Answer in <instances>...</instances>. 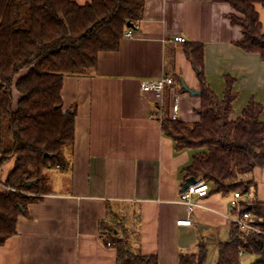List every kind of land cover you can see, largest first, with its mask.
<instances>
[{"label":"crops","instance_id":"0c3cea01","mask_svg":"<svg viewBox=\"0 0 264 264\" xmlns=\"http://www.w3.org/2000/svg\"><path fill=\"white\" fill-rule=\"evenodd\" d=\"M230 12L229 4L214 0H145L132 37L102 52L91 74L65 76L64 108L77 110L68 166L48 171L51 191L19 216L16 234L0 246V264H118L112 237L123 239L132 255L157 257L159 264H180L186 254L199 264H218L222 249L236 264L250 263L230 219L232 193L195 195L192 223L178 224L189 217L180 195L198 150L175 148L162 129L159 98L142 89L143 81L177 77L171 107L177 103V117L185 121L199 120L201 96L182 90L183 81L200 87L195 64L175 40L184 36L204 45L206 79L219 96L226 76L234 77L231 117L251 98L264 106V61L237 44L243 34ZM14 163L0 166V192ZM251 178L253 200L264 202V167Z\"/></svg>","mask_w":264,"mask_h":264},{"label":"trees","instance_id":"16d2710c","mask_svg":"<svg viewBox=\"0 0 264 264\" xmlns=\"http://www.w3.org/2000/svg\"><path fill=\"white\" fill-rule=\"evenodd\" d=\"M214 1L231 6L227 17L243 34L237 44L264 61V28L256 7L264 6V0ZM144 6L145 0H0V166L15 159L3 182L6 190L0 192V246L16 234L17 220L28 213V205L51 191L48 171L68 166L66 150L74 144L77 110L64 108L65 76L94 72L99 55L120 48L129 23L141 20ZM183 44L200 81V118L173 119V86L166 85L163 132L177 150H198L187 175L204 178L209 192L249 190L256 184L253 170L264 167V106L251 98L240 116L231 117L237 97L234 77L226 76L219 96L206 79L204 45ZM23 69L28 72L16 78ZM15 90L20 94L17 104ZM244 206L254 228L239 231L240 249L255 257L249 264H264V202L255 199ZM112 240L118 264H159L157 257L132 255L123 239ZM180 264H199V257L182 255ZM218 264H236V258L222 249Z\"/></svg>","mask_w":264,"mask_h":264},{"label":"built area","instance_id":"2783aa9c","mask_svg":"<svg viewBox=\"0 0 264 264\" xmlns=\"http://www.w3.org/2000/svg\"><path fill=\"white\" fill-rule=\"evenodd\" d=\"M139 21L136 24H133L126 32L124 37H132L134 35V31L136 27H138ZM176 41L186 42L187 39L184 36L175 37ZM177 84L175 78L173 76L164 75L159 79L155 80H146L142 82V89L144 91H154L159 98V110L160 114H163V96L164 89L166 85L175 86ZM179 110V105L175 103L172 105V113L171 117L173 119L177 118V111ZM210 191V184L204 178H197L196 181L190 184L186 189L182 190L180 195V201L184 203L187 207V211L189 213V217L185 219L178 220V224L190 225L192 223V219L190 214L194 211L197 203L194 201V196H205ZM253 200V193L250 190L241 191L235 190L232 193L231 199V208L233 209V214L230 219L237 229V231H241L244 229L254 228L250 223V219L252 214L249 210H246L247 207L244 205L249 204ZM250 207V205H249ZM244 251L240 250V254H243Z\"/></svg>","mask_w":264,"mask_h":264},{"label":"rangeland","instance_id":"374dc122","mask_svg":"<svg viewBox=\"0 0 264 264\" xmlns=\"http://www.w3.org/2000/svg\"><path fill=\"white\" fill-rule=\"evenodd\" d=\"M81 3L82 4H84V3H86V1L85 0H82L81 1ZM256 7H257V10H258V12H259V14H260V20H261V22H262V24H263V28H264V6L263 5H261V4H257L256 5ZM28 72V69H23L18 75H17V77L16 78H18V77H20V76H22V75H25L26 73ZM16 95H18V97H20V94L17 92V90H15V94H14V102H15V104H17V100H18V98L16 97ZM237 117L238 116H240V115H236ZM236 116H234V115H232V117L234 118H237ZM263 117H264V115H263ZM244 258V260L246 261L247 259H249L248 261L251 263L253 260H252V255H249V254H245V256L243 257ZM252 260V261H251ZM249 264V263H248Z\"/></svg>","mask_w":264,"mask_h":264},{"label":"water","instance_id":"95a60500","mask_svg":"<svg viewBox=\"0 0 264 264\" xmlns=\"http://www.w3.org/2000/svg\"><path fill=\"white\" fill-rule=\"evenodd\" d=\"M129 26H133V24L129 23ZM182 85H183V88L186 92H189L193 95H199L200 94V91L199 90H195V89H192L190 88L186 83L185 81L182 82ZM196 181V178L191 176L187 179L185 185L183 186V190L186 189L190 184L194 183Z\"/></svg>","mask_w":264,"mask_h":264}]
</instances>
